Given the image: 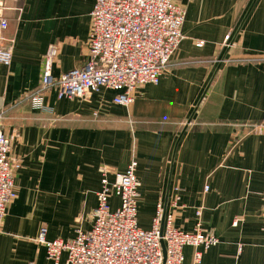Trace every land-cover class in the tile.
<instances>
[{"label": "crops", "instance_id": "0c3cea01", "mask_svg": "<svg viewBox=\"0 0 264 264\" xmlns=\"http://www.w3.org/2000/svg\"><path fill=\"white\" fill-rule=\"evenodd\" d=\"M4 2L15 42L11 64L0 63V112L22 166L0 220V264H54L40 228L64 240L90 229L101 167L114 180L133 158L141 227L161 204L176 227L193 231L200 219L219 238L200 264H264V0H176L187 10L184 38L158 83L139 86L130 106L113 89L59 99L55 86L53 113L25 98L39 90L51 46L56 80L87 62L96 0ZM71 216L74 229L64 224ZM184 253L192 263L194 247Z\"/></svg>", "mask_w": 264, "mask_h": 264}, {"label": "built area", "instance_id": "2783aa9c", "mask_svg": "<svg viewBox=\"0 0 264 264\" xmlns=\"http://www.w3.org/2000/svg\"><path fill=\"white\" fill-rule=\"evenodd\" d=\"M7 6L0 0V63L10 65L15 39L6 32L9 19ZM187 10L176 0H96L91 11L92 29L89 59L82 67L70 69L56 80L52 74L56 47L51 46L39 90L25 98L32 110L53 113L46 92L57 87L59 99L89 98L102 88L117 91L113 101L130 106L136 89L158 83L184 38L183 25ZM229 35L227 36V41ZM199 45L203 41L198 42ZM15 102L14 106H18ZM7 110L0 112V220L9 204L17 197L16 173L22 163L10 156L12 140L4 130ZM132 159L126 170L109 178V170L101 167V187L93 225L78 227L75 236L64 240L49 239L48 228L42 226L36 240L46 248L47 257L60 264L64 253L66 264H200L204 253L219 243V238L202 227L199 219L193 231L175 226L174 214L165 212L161 233L163 206H158L150 228L138 221L139 186ZM209 186H206V190ZM116 195L120 204L112 208L110 198ZM179 196L172 200L178 206ZM198 217L201 210H197ZM164 240L166 259L162 246ZM194 247L193 262L186 263L184 249Z\"/></svg>", "mask_w": 264, "mask_h": 264}, {"label": "rangeland", "instance_id": "374dc122", "mask_svg": "<svg viewBox=\"0 0 264 264\" xmlns=\"http://www.w3.org/2000/svg\"><path fill=\"white\" fill-rule=\"evenodd\" d=\"M89 207H90V206H89ZM87 208H88V207H87ZM82 209H83V208H82ZM82 209H80V211H82ZM83 212L85 213V214H84L85 216L88 214V210H87V209H85ZM88 215H89V214H88ZM64 224H65L67 227H69L68 229H70V228L74 229L76 226H78V224L75 223V220H74L73 216L67 218V219L64 221Z\"/></svg>", "mask_w": 264, "mask_h": 264}, {"label": "water", "instance_id": "95a60500", "mask_svg": "<svg viewBox=\"0 0 264 264\" xmlns=\"http://www.w3.org/2000/svg\"><path fill=\"white\" fill-rule=\"evenodd\" d=\"M164 215H165V212H164ZM164 215H163V221H162V225H161V233H163V229H164ZM162 246H163V250H164V257L166 259V248H165L164 240H162Z\"/></svg>", "mask_w": 264, "mask_h": 264}]
</instances>
